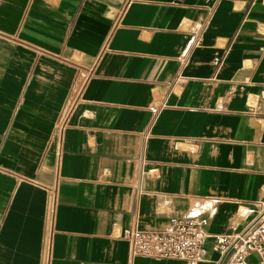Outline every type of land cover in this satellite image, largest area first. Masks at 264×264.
<instances>
[{
	"label": "crops",
	"instance_id": "obj_1",
	"mask_svg": "<svg viewBox=\"0 0 264 264\" xmlns=\"http://www.w3.org/2000/svg\"><path fill=\"white\" fill-rule=\"evenodd\" d=\"M262 208L264 0H0V264H182L125 232Z\"/></svg>",
	"mask_w": 264,
	"mask_h": 264
},
{
	"label": "built area",
	"instance_id": "obj_2",
	"mask_svg": "<svg viewBox=\"0 0 264 264\" xmlns=\"http://www.w3.org/2000/svg\"><path fill=\"white\" fill-rule=\"evenodd\" d=\"M208 218L204 215L172 217L159 230H142L132 227L124 234L129 242L131 256L177 259L182 264H199L207 253L206 244L212 239V248L226 264L245 260L256 252L264 261V208L241 228L235 224L225 233L208 234Z\"/></svg>",
	"mask_w": 264,
	"mask_h": 264
}]
</instances>
